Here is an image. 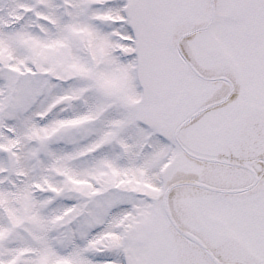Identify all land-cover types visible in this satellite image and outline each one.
<instances>
[{
	"label": "snow or ice",
	"instance_id": "snow-or-ice-1",
	"mask_svg": "<svg viewBox=\"0 0 264 264\" xmlns=\"http://www.w3.org/2000/svg\"><path fill=\"white\" fill-rule=\"evenodd\" d=\"M0 264H264V0H0Z\"/></svg>",
	"mask_w": 264,
	"mask_h": 264
}]
</instances>
